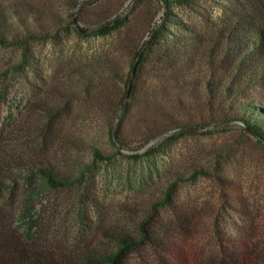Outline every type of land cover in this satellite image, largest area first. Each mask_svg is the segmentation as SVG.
Returning a JSON list of instances; mask_svg holds the SVG:
<instances>
[{"label": "rangeland", "instance_id": "rangeland-1", "mask_svg": "<svg viewBox=\"0 0 264 264\" xmlns=\"http://www.w3.org/2000/svg\"><path fill=\"white\" fill-rule=\"evenodd\" d=\"M0 3L12 10L10 16L15 12L12 20L18 29V21L33 20L28 17L31 12L40 19L38 23L58 30L55 37L30 43L29 63L21 62V46L0 44V155L17 179L6 182L0 198L5 209L14 214L21 232L23 221L17 216L27 204L37 220L36 243L76 249L87 244H115L107 230L135 233L171 180L203 167L213 175L180 180L171 204L159 207L150 219L153 229L177 242V259L146 247L131 252L125 264H228L231 251L219 243V236L252 242L260 264H264V147L242 122L231 121L225 129L193 124L207 115L206 108L187 97L178 101L172 73L151 62L142 67L134 96L126 98L130 110H116L135 52L161 21L165 7L155 0ZM107 3L111 17H125L121 28L91 36L75 30L71 21L79 7L83 8L82 24L94 28L96 21L103 20L99 14ZM171 10L175 18L203 34L213 33L242 12L264 26V0H192L175 4ZM169 26L178 33L189 32L173 23ZM104 60L111 62L122 80L91 72ZM243 98L264 106V87L247 91ZM153 99L167 112L165 122L154 124ZM41 102L64 109L56 123V141L51 144L35 131L45 118L37 108ZM170 117L188 125L171 130L184 129L154 155L143 154L146 146L132 151L111 142L109 131L118 123L122 138L139 144L153 127L158 130ZM171 131L163 130L152 143ZM68 140L74 142V150L64 145ZM92 147L113 157L100 161L71 186L41 187L30 201L25 199L32 185L25 172L15 167L16 161L31 164L47 158L59 171L75 176L92 160ZM132 152L139 155L135 158ZM39 184L37 181L35 186Z\"/></svg>", "mask_w": 264, "mask_h": 264}, {"label": "trees", "instance_id": "trees-1", "mask_svg": "<svg viewBox=\"0 0 264 264\" xmlns=\"http://www.w3.org/2000/svg\"><path fill=\"white\" fill-rule=\"evenodd\" d=\"M73 1L76 4L81 0ZM155 1L161 8L165 7V14L161 16L158 25L151 29L149 38L143 40L135 52L133 63L136 61L137 64L128 97H133L135 94L142 67L146 63H156L160 70L164 69L172 73L171 82L177 90L178 101H183L187 97L206 108L207 115L193 124H214L217 129H225V124L240 121L264 147V106L243 98L247 91L257 86L264 87V26L255 24L252 15L242 12L227 25L218 27L213 33L203 34L175 18L176 15L171 10L175 4H185L192 0ZM11 11L0 3V44L21 46V62L29 63L30 43L37 39L55 37L58 30L52 31L48 26L38 23L40 19L34 17L31 12L28 13V17L33 20L18 21L21 28L18 29L12 20L13 15L16 14L12 12L10 16ZM108 11H111V8L107 3L99 14L103 20L96 21L94 28L82 24L83 8L80 7L71 22L74 23V28L79 34L104 35L125 24V17L122 14L111 17ZM101 14L106 15L101 17ZM170 23L189 32L178 33L170 28ZM91 70L96 75L106 73L105 75L122 80L120 73L115 70L109 60L99 62ZM124 94L125 90L119 97L116 110L125 108V113L130 110L131 104L126 102ZM156 101V99L150 101L154 124L160 120L165 122L167 113L165 110H160L161 104ZM37 108L45 118L35 131L45 143L51 144L56 141L55 127L64 109L50 107L44 102H41ZM170 119L161 128H157L158 130L153 127L151 129L153 132L144 139V143L139 144H131L123 139L121 123H118L116 128L112 126L109 131L111 142L132 151L146 146L142 151L143 154L154 155L168 141L177 138L178 134L184 131V129L177 132L171 130L188 125L176 122V119L171 117ZM163 130L171 132L164 138L165 140L160 139L152 143V139ZM64 145L72 150L75 149L73 141L68 140L64 142ZM90 152L92 160L83 164L75 176L59 171L48 162L47 158H40L31 164L23 160L16 161L15 167L25 172L26 181L32 185L25 199L30 201L33 193L41 187L71 186L84 178L86 172L100 161H109L113 157L112 153H105L98 147H92ZM131 154L135 158L139 155L138 152ZM3 159L0 155V194L6 188L7 181L12 179L13 182H17L16 177L12 175L13 172L8 168L9 162L6 159V164L3 163ZM213 173L199 167L193 169L188 176L175 177L166 185L161 198L153 203L150 212L140 220L135 233L121 231L117 233L114 229L107 230L115 244H87L81 249L62 244L36 243L33 233L37 220L30 206L26 204V207L18 212L17 219H22L24 227V231L21 232L14 214L5 209L0 198V264H125V259L131 252L146 247L159 253L162 251L167 257L177 259L178 246L175 245L177 242L171 240L169 234L153 229L150 219L154 217V211L159 207L171 204L173 193L180 180L195 178L199 174L213 175ZM37 181H40V184L35 186ZM218 239L220 244H225L231 251L227 254L228 264H260L252 242L242 237L219 236Z\"/></svg>", "mask_w": 264, "mask_h": 264}, {"label": "water", "instance_id": "water-1", "mask_svg": "<svg viewBox=\"0 0 264 264\" xmlns=\"http://www.w3.org/2000/svg\"><path fill=\"white\" fill-rule=\"evenodd\" d=\"M136 64H137L136 61H134L133 66H132L131 71H130V74H129V77L127 79V83H126V87H125V94H124L125 99L128 97V94H129L130 85L132 83V79H133L134 74H135Z\"/></svg>", "mask_w": 264, "mask_h": 264}]
</instances>
